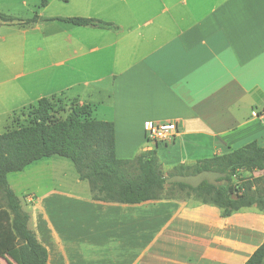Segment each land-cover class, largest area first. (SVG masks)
<instances>
[{
    "label": "crops",
    "instance_id": "obj_1",
    "mask_svg": "<svg viewBox=\"0 0 264 264\" xmlns=\"http://www.w3.org/2000/svg\"><path fill=\"white\" fill-rule=\"evenodd\" d=\"M82 3L87 17L118 28L78 26L50 37L59 43L52 61L1 83L0 121L24 106L9 101L26 95L28 83L63 96L81 88L68 99L114 123L116 156L154 148L166 178L178 164L264 136V0ZM15 52L24 67L25 44ZM21 76L23 85L11 84ZM146 121L175 122L173 140H148ZM159 145L170 156L163 161ZM26 208L47 264H244L264 242V212L255 206L222 217L217 206L180 195L127 204L52 189ZM4 225L0 210L5 242ZM0 264H21L17 248L1 252Z\"/></svg>",
    "mask_w": 264,
    "mask_h": 264
},
{
    "label": "trees",
    "instance_id": "obj_2",
    "mask_svg": "<svg viewBox=\"0 0 264 264\" xmlns=\"http://www.w3.org/2000/svg\"><path fill=\"white\" fill-rule=\"evenodd\" d=\"M38 19L37 14L24 20L0 11V21L7 24H28ZM42 19H58L77 26L118 28L113 22L95 17L58 16ZM28 106L27 124L0 132V192L5 203L2 210L5 213V225L2 227L5 242L1 232L0 253L16 247L21 264H47V250L29 228V214L22 209L7 175L21 171L44 157L69 159L78 178L89 184L95 200L133 204L160 199L169 197L164 194L165 186L169 185L183 190L186 198L217 206L222 217L252 206L264 212V176L252 179L237 176L239 171L264 172V146L256 140L222 154L198 159L193 164H178L170 170L169 176L196 174L202 170L224 174V177L217 178V184L203 181L193 187L185 183H167L154 148L141 151L129 159L117 157L114 123L92 118V108L87 103L80 104L77 99H70L66 110L63 106L58 109L66 111L64 117L56 115L52 96L40 97L35 104ZM28 106L18 111L23 113ZM18 111L13 113L12 122L16 120L14 116ZM223 178L225 182L221 183ZM263 260L264 242L244 264H260Z\"/></svg>",
    "mask_w": 264,
    "mask_h": 264
},
{
    "label": "rangeland",
    "instance_id": "obj_3",
    "mask_svg": "<svg viewBox=\"0 0 264 264\" xmlns=\"http://www.w3.org/2000/svg\"><path fill=\"white\" fill-rule=\"evenodd\" d=\"M42 1L0 0L1 12L24 20L30 19L36 14L39 16L36 22H30L28 24H19L17 22L7 24L0 21V85H3L1 83L7 77H11L20 72H27L30 78L32 71L41 65L42 62L46 64L52 61L53 48L59 43L52 42L53 40L50 37L53 35L65 37L73 33L71 32L72 30L80 28L58 19L44 20L42 18L58 16L87 17V5L82 3L83 0H46L47 4L45 5H42ZM24 44L26 63L23 67L22 57L19 56L18 52H15V47L19 45L23 47ZM23 80L24 77L22 76L14 78L11 84L20 83L23 85ZM81 91L85 92V90L80 88L75 89L73 92L67 91L64 96L61 94L52 95L50 92L47 94L48 92L43 91L42 87H34L28 83L26 95H21L19 98H11L9 102L12 107H21L22 105L28 106L29 104H35L37 99L42 96H52L55 104L54 108L57 110L56 115L64 117L66 111L58 109L63 106L66 110L69 105L68 98L71 97L72 93H79ZM28 108L29 106L23 110V113L18 111L14 116L16 120L13 122L7 118L0 121V132H4L10 127L27 124L28 118L26 114ZM147 143L150 142L147 141ZM258 143L264 146V136L260 138ZM163 148L159 145L158 152L162 161L164 158L170 157L168 156L169 154L163 153ZM138 151L140 152V149ZM169 172L167 173L169 174ZM237 176L239 178L252 179L256 176H264V172L261 170L253 172L239 171ZM7 179L11 188L19 197L24 211L27 209L26 206L34 204L37 194L46 193L52 189L77 194L82 197L87 196L90 191L87 181L78 178L73 163L69 159L60 156H50L36 160L21 171L8 173ZM164 194L165 196L169 195V197H171L170 195H180L182 197L186 195L177 186L169 185L165 186ZM4 206L5 203L0 192V210H3ZM261 264H264V261Z\"/></svg>",
    "mask_w": 264,
    "mask_h": 264
},
{
    "label": "built area",
    "instance_id": "obj_4",
    "mask_svg": "<svg viewBox=\"0 0 264 264\" xmlns=\"http://www.w3.org/2000/svg\"><path fill=\"white\" fill-rule=\"evenodd\" d=\"M145 137L151 141L170 142L173 140L177 125L173 121L152 122L146 121L143 124Z\"/></svg>",
    "mask_w": 264,
    "mask_h": 264
},
{
    "label": "water",
    "instance_id": "obj_5",
    "mask_svg": "<svg viewBox=\"0 0 264 264\" xmlns=\"http://www.w3.org/2000/svg\"><path fill=\"white\" fill-rule=\"evenodd\" d=\"M219 177H224V174L213 170H202L196 174H173L166 178V182L185 183L196 187L203 181H207L210 184H217V178ZM224 182L225 179L223 178L221 183Z\"/></svg>",
    "mask_w": 264,
    "mask_h": 264
}]
</instances>
